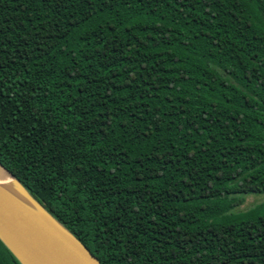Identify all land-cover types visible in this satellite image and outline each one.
I'll list each match as a JSON object with an SVG mask.
<instances>
[{"label":"trees","instance_id":"1","mask_svg":"<svg viewBox=\"0 0 264 264\" xmlns=\"http://www.w3.org/2000/svg\"><path fill=\"white\" fill-rule=\"evenodd\" d=\"M0 166L100 264H264V0H0Z\"/></svg>","mask_w":264,"mask_h":264},{"label":"water","instance_id":"2","mask_svg":"<svg viewBox=\"0 0 264 264\" xmlns=\"http://www.w3.org/2000/svg\"><path fill=\"white\" fill-rule=\"evenodd\" d=\"M14 182L21 196L0 185V241L19 264H100L17 180Z\"/></svg>","mask_w":264,"mask_h":264},{"label":"rangeland","instance_id":"3","mask_svg":"<svg viewBox=\"0 0 264 264\" xmlns=\"http://www.w3.org/2000/svg\"><path fill=\"white\" fill-rule=\"evenodd\" d=\"M262 195H249L244 198L243 204L236 211L244 212L263 201Z\"/></svg>","mask_w":264,"mask_h":264},{"label":"bare ground","instance_id":"4","mask_svg":"<svg viewBox=\"0 0 264 264\" xmlns=\"http://www.w3.org/2000/svg\"><path fill=\"white\" fill-rule=\"evenodd\" d=\"M0 185L6 186L12 191L15 195L21 196L19 191L17 190V186L12 179L3 169L0 168Z\"/></svg>","mask_w":264,"mask_h":264}]
</instances>
